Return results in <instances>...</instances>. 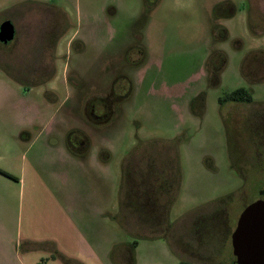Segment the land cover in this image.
Instances as JSON below:
<instances>
[{
    "label": "rangeland",
    "instance_id": "obj_1",
    "mask_svg": "<svg viewBox=\"0 0 264 264\" xmlns=\"http://www.w3.org/2000/svg\"><path fill=\"white\" fill-rule=\"evenodd\" d=\"M7 20L0 170L16 181L0 174V264H63L50 249L82 194L113 225L99 264H232L237 219L264 199V81L241 73L264 51V0H0ZM215 50L226 66L210 85ZM238 88L251 104L218 102ZM46 122L59 133L39 134ZM102 151L112 178L79 174Z\"/></svg>",
    "mask_w": 264,
    "mask_h": 264
},
{
    "label": "crops",
    "instance_id": "obj_2",
    "mask_svg": "<svg viewBox=\"0 0 264 264\" xmlns=\"http://www.w3.org/2000/svg\"><path fill=\"white\" fill-rule=\"evenodd\" d=\"M232 17L225 16L226 19ZM43 124L44 127L42 125V130H40L39 134L45 132L51 136L59 133L58 128H55L56 124L50 122ZM75 149H78L81 153L80 155L85 158L87 148L83 145V142H80ZM95 158L96 161L92 157L79 161L75 160L80 170L79 174L87 176L83 169L89 172V167L91 168L94 165L96 179H99V181H108L109 178H112V174L109 172L110 151H102L99 160L97 157ZM65 216H68V220L71 219L69 222L73 228L69 229L70 231L67 232L66 236L63 235L61 237L60 242L55 241L56 244L51 247L50 251L55 250V254L57 253L62 256H68L71 259L74 258L85 262L90 260L92 263L99 264L102 261L100 258H104L107 261L110 255L108 253L115 243V237L109 234L113 229V225H99L100 217L107 215L101 212L96 204L93 207V197H83V194L77 195L72 208L67 207V210H65Z\"/></svg>",
    "mask_w": 264,
    "mask_h": 264
},
{
    "label": "water",
    "instance_id": "obj_3",
    "mask_svg": "<svg viewBox=\"0 0 264 264\" xmlns=\"http://www.w3.org/2000/svg\"><path fill=\"white\" fill-rule=\"evenodd\" d=\"M14 38V25L4 21L0 25V43L6 45ZM230 241L233 264H264V199L259 198L242 210Z\"/></svg>",
    "mask_w": 264,
    "mask_h": 264
},
{
    "label": "trees",
    "instance_id": "obj_4",
    "mask_svg": "<svg viewBox=\"0 0 264 264\" xmlns=\"http://www.w3.org/2000/svg\"><path fill=\"white\" fill-rule=\"evenodd\" d=\"M225 38H227L226 33H225V36H224L223 39H225ZM258 59L261 61L259 66L263 67L264 66V51L249 52L248 54H246V56L244 57V59L242 61V64H241L242 76L250 84H255V83H259V82H263L264 81V75L263 74L261 75L259 73L253 72L254 70L257 71V66H258V64H257L258 62L257 61H258ZM225 66H226V56H225V54L222 51H216L215 50L209 56V58H208V60L206 62L207 77L210 80V85H214V84L218 83L219 74L221 73V71H223ZM203 99H204V94L202 93L196 98L195 102L203 101ZM218 102L220 104H224V103H227V102L251 104L253 101H252V96H251V94L249 93L248 90H246L245 88H238V89H236V90H234V91H232V92H230L228 94H225L222 97H220L218 99ZM0 174L5 176V177H7V178H10V179L16 181V179L13 176L7 174L6 172H4L2 170H0ZM148 196L149 195H147V197ZM126 210H128V209H126ZM129 216H130V213H129ZM129 218L130 219L133 218L134 220H137L136 219V215H133L132 217H129ZM136 223H138V222L136 221ZM124 227H127L126 223H125ZM135 245H136V242H133L132 244L128 245L130 251L135 247ZM55 258H57V257H55ZM58 258L60 259V261L63 264H72V261H70L69 259H66L62 255L58 256ZM77 263L78 262L75 261V264H77ZM78 264H80V263H78ZM178 264H186V263L180 262ZM232 264H233V262H232Z\"/></svg>",
    "mask_w": 264,
    "mask_h": 264
},
{
    "label": "flooded vegetation",
    "instance_id": "obj_5",
    "mask_svg": "<svg viewBox=\"0 0 264 264\" xmlns=\"http://www.w3.org/2000/svg\"><path fill=\"white\" fill-rule=\"evenodd\" d=\"M88 116H89L90 120L97 119V120L99 121V118H100V117H96V116L94 115V113H92V111L89 112ZM101 118H103V117H101Z\"/></svg>",
    "mask_w": 264,
    "mask_h": 264
}]
</instances>
